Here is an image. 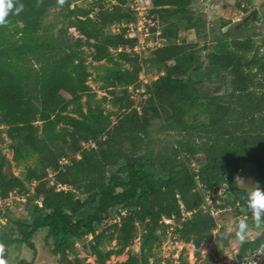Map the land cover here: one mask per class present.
I'll use <instances>...</instances> for the list:
<instances>
[{"label": "trees", "instance_id": "16d2710c", "mask_svg": "<svg viewBox=\"0 0 264 264\" xmlns=\"http://www.w3.org/2000/svg\"><path fill=\"white\" fill-rule=\"evenodd\" d=\"M73 1L13 0L24 10L0 26V123L14 141L13 159L27 168L24 178L7 173L8 160L0 158V194L5 198L17 191L34 202L29 216L19 217L9 232L2 230L0 241L36 250L34 235L45 227L47 243L62 263L74 253L71 261L81 264L77 243L93 234L97 264H148L166 231L165 219L180 222L182 240H204L219 227L223 212L246 203L252 189L237 184L243 166L255 168L264 190V40L256 43L258 31L245 38L226 34L206 62L198 41L186 38L164 43L148 56L132 55L128 50L138 38L125 29L112 31L115 24L137 19L130 0H97L89 7ZM141 1L151 15L174 19L176 32L179 26L185 31L197 26V0ZM55 5L78 19L79 33L94 41L95 60L112 59V50L121 49L119 55L131 62L132 69L118 62L97 67H105L100 76L107 88L116 82L123 86L114 102L122 110L117 121L116 111L103 105L106 96L97 98L88 82L87 60L42 36L43 19ZM225 8L230 17L233 8ZM151 69L163 73L144 82ZM131 86L142 90L137 100ZM154 120L160 121L158 134L174 139L153 136ZM87 141L93 144L84 146ZM68 152L81 158L63 164ZM31 158L34 164L28 163ZM26 182H36L33 193ZM225 183L224 193L215 197L219 203L208 204V192ZM118 207L128 209L115 223L119 248L102 249L99 238L105 232L98 231ZM138 223L141 254L131 249L127 260L111 262L134 243ZM255 231L240 245L238 263L264 246V225Z\"/></svg>", "mask_w": 264, "mask_h": 264}, {"label": "rangeland", "instance_id": "374dc122", "mask_svg": "<svg viewBox=\"0 0 264 264\" xmlns=\"http://www.w3.org/2000/svg\"><path fill=\"white\" fill-rule=\"evenodd\" d=\"M97 0H74V6L89 7ZM129 3L134 7V1L130 0ZM149 4L150 0H145ZM226 6L233 8V13L228 16ZM193 11L196 16L197 26L194 29L185 31L183 26H179L178 31H175L174 19L162 18L159 14H152L154 26L151 28L153 31L158 32L151 35L153 42L140 48L139 52L134 49L128 50L134 55L136 52L140 56H148L158 47L159 42L161 45L164 43L175 42L179 39L186 38L187 41H198L202 60L207 61L210 51L215 49L216 44L224 38L226 34L233 38H245L248 35H254L258 31L259 35L254 36L258 45H261L264 40V0H197L193 6ZM156 17V18H155ZM230 20L227 26H222L223 21ZM78 19L73 16L68 9L62 5H55L51 7L42 23V36L52 40L54 45L58 48L72 51L85 58L89 64L91 76L89 77V84L92 86L93 91L97 92V98L103 99V105L107 110L116 111L113 115V121H117L118 116L122 110L118 106H114V102L120 95V90L123 88L121 84L115 85L107 84L100 75L105 73V67L98 70L97 67L104 65L113 67L116 62L121 63L124 68L132 69L133 66L128 59L121 57L119 53L121 49L112 50L113 58H105L103 60H95V49L93 47V40H87L77 30ZM184 24V23H183ZM113 31V28H112ZM158 46V47H155ZM59 49V51H61ZM252 53L249 54L251 56ZM170 64H173L171 62ZM37 67L39 64H35ZM163 73V72H162ZM158 69H151L143 77L144 82H152L156 80L161 74ZM132 95L137 100L142 90H135L130 87ZM159 120H154L151 126L153 136H159L165 140H173L174 137L169 134H158L157 127ZM41 125L40 121L36 122ZM8 127L0 123V158H7L8 162L5 165V172L18 175L22 178L25 177L27 168L25 162L18 164L13 159V140L9 137L7 132ZM92 141H87L84 146L92 145ZM71 157L81 158L79 154L68 152L63 164L70 162ZM35 158H31L28 163L34 164ZM34 183V182H33ZM31 182H26L29 190L35 189ZM237 184L242 188L254 189L258 183L256 181L255 168L251 164L243 166L240 175L237 179ZM259 186V185H258ZM30 194V193H28ZM17 196V195H16ZM34 202L29 203L27 199L13 200L10 206L9 217L10 227H6L5 231L9 232L12 228L13 222L19 217L29 216L32 205ZM187 215V214H186ZM219 227L215 229L212 234L204 240L185 241L182 240L179 234L180 222L172 219L171 222H166V231L162 234V241L158 244L152 256H150L148 264H159L164 260L165 264H239L235 259L236 253L241 245V242L235 237L237 223L240 220L248 222V236L255 230H262V226L257 227L252 221L251 212L247 208V203L242 204L237 210L228 209L218 218ZM99 234L105 232L100 236V247L105 250L118 249L119 243L117 240L119 234V227L115 223H106L101 225ZM143 228L138 223L136 230V237L134 243L127 247L122 254L112 255L111 262L125 261L129 256V251L136 245L135 254H141ZM95 238L85 237L77 243V256L81 264L92 262L96 260V256L92 254L91 242L95 243ZM34 242L36 250L29 247L26 243H14L6 247L3 245L4 252L0 259L4 260L5 264H63L60 257L53 253L51 246L47 243V228L43 227L38 229L34 235ZM181 242L185 245L181 247ZM74 258V253H71L70 259L65 261L67 264H74L71 260ZM163 258V259H162ZM176 260V261H175Z\"/></svg>", "mask_w": 264, "mask_h": 264}, {"label": "built area", "instance_id": "2783aa9c", "mask_svg": "<svg viewBox=\"0 0 264 264\" xmlns=\"http://www.w3.org/2000/svg\"><path fill=\"white\" fill-rule=\"evenodd\" d=\"M134 1V9L137 13V19L130 23H122V24H115L113 25V31L114 32H121L123 29H125V33L129 37H137L138 42L133 48L135 51L139 52L140 48H144L149 43L153 45L151 39V35H155L158 32L153 31L151 28L154 26L153 16L150 14V7L143 5L141 0H133ZM159 34V33H158ZM153 40V39H152ZM158 46H161L159 42ZM155 46V47H158ZM147 82V81H146ZM65 158H63V161ZM53 183V182H52ZM36 185V182L33 183ZM70 187L68 185H62L58 184V189H64L68 190ZM226 189V183L222 186H215L212 191L208 192V204L214 205L219 203L218 199H215L216 194H223ZM34 188L29 191V193L34 192ZM17 195V196H16ZM18 200H25L27 199V194H20L17 191H14L9 197H3L0 194V233L2 230H5V228L9 225V217L7 216L8 210H10V206L13 203L14 199ZM39 202L40 205H42L41 201ZM207 204V205H208ZM206 207V206H205ZM212 212L213 214H217L216 211H214L212 206ZM128 214V209L123 207H118L117 209H114L108 218L107 222L111 223H120L123 216H126ZM172 219L167 218L165 219L166 222H171ZM90 238H93V234L89 235ZM181 247L185 245V242H181ZM0 245L3 246V244L0 241ZM163 259V258H162ZM176 261V260H175ZM91 263L97 264L96 260L92 261ZM264 263V246L261 247L257 252H254L251 254L248 258L244 259L239 264H263ZM159 264H165L164 260L160 261Z\"/></svg>", "mask_w": 264, "mask_h": 264}, {"label": "clouds", "instance_id": "9594fccd", "mask_svg": "<svg viewBox=\"0 0 264 264\" xmlns=\"http://www.w3.org/2000/svg\"><path fill=\"white\" fill-rule=\"evenodd\" d=\"M23 10L24 5L22 3L14 4L13 0H0V26L7 24V17L10 14L19 15ZM246 203L256 226L264 225V190L258 185L250 190L246 197ZM235 237L241 244L248 240V222L246 220L242 219L237 223ZM3 252L4 248L0 245V256L3 255ZM0 264H5L4 260L0 259Z\"/></svg>", "mask_w": 264, "mask_h": 264}, {"label": "water", "instance_id": "95a60500", "mask_svg": "<svg viewBox=\"0 0 264 264\" xmlns=\"http://www.w3.org/2000/svg\"><path fill=\"white\" fill-rule=\"evenodd\" d=\"M133 250L136 251V245L133 246Z\"/></svg>", "mask_w": 264, "mask_h": 264}]
</instances>
